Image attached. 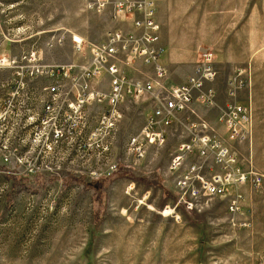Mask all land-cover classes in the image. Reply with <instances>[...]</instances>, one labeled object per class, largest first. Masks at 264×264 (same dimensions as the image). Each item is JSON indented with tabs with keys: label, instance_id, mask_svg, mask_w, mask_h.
Segmentation results:
<instances>
[{
	"label": "rangeland",
	"instance_id": "rangeland-1",
	"mask_svg": "<svg viewBox=\"0 0 264 264\" xmlns=\"http://www.w3.org/2000/svg\"><path fill=\"white\" fill-rule=\"evenodd\" d=\"M88 1L0 0V24L23 29L25 50L63 34L62 45L45 48L43 58L69 65L72 37L94 44L110 29L107 16L85 8ZM156 13L160 46L166 40L179 57L210 52L218 85L239 74L250 85L257 149L249 162L263 176L260 188L242 189L247 196L237 215L228 214L227 197L203 200L190 213L176 207L167 167L181 140L168 139L134 164L123 146L151 105L129 98L114 152L103 159L104 170L107 158L118 163L109 177L67 171L56 180L24 178L0 168V264H264V122L255 123L264 116V0H159ZM244 144L236 149L245 159Z\"/></svg>",
	"mask_w": 264,
	"mask_h": 264
},
{
	"label": "built area",
	"instance_id": "built-area-1",
	"mask_svg": "<svg viewBox=\"0 0 264 264\" xmlns=\"http://www.w3.org/2000/svg\"><path fill=\"white\" fill-rule=\"evenodd\" d=\"M157 1H88L87 10L109 12L119 25L94 44L72 37L75 59L69 65L46 64L43 58L45 48L62 45L63 34L50 36L43 48L25 50L23 29L0 24V168L24 178L52 174L56 180L67 171L109 177L118 163L107 158L104 170L103 159L114 152L121 107L130 98L151 106L123 154L135 164L168 139H180L167 167L175 206L190 213L203 200L227 197L228 214H240L247 196L242 189L256 191L263 180L236 149L252 135L250 110L234 101L236 91L247 85L241 74L228 80L229 101L216 124L192 111L193 119L183 117L194 99L218 107L217 92L205 88L217 71L212 53L204 51L194 75L179 86L166 84ZM127 69L138 77H129Z\"/></svg>",
	"mask_w": 264,
	"mask_h": 264
},
{
	"label": "crops",
	"instance_id": "crops-1",
	"mask_svg": "<svg viewBox=\"0 0 264 264\" xmlns=\"http://www.w3.org/2000/svg\"><path fill=\"white\" fill-rule=\"evenodd\" d=\"M159 0L157 1L156 4V9H157V5H158ZM99 15H105L107 16L110 21L109 24V30L117 27L119 25V23L113 21L111 19V15L109 12L103 13V14H99ZM128 25H130V23H128ZM127 28V26H126ZM108 30V31H109ZM106 31V32H108ZM105 32V33H106ZM104 33V34H105ZM103 34V35H104ZM160 41H161V36H160ZM166 42V43H165ZM164 50L163 55L160 59V63L161 66L167 71V85L168 86H179L181 84H183L188 77L194 75L195 73V68H196V64L198 62V57H192L191 55H183L182 57H179L177 54H175L173 51H171V49L167 46V41L164 40L163 42V46H161ZM135 66L138 67V63H135ZM145 68V67H143ZM128 70V69H127ZM186 71H190L188 75H186ZM128 72L130 73V70H128ZM129 77H138L137 75H134L133 73H130L128 75ZM227 82L228 79L226 81V84H224L222 87L220 85L217 84V78L215 79L214 82L212 83H207L205 85V88L207 89H214L217 92V105L218 107H208L205 106L201 103V101H199L198 99H194L190 106H189V110L185 111L182 116L186 117L187 119H193L194 116L191 114L190 111L194 112L197 116H201L206 118L208 121H210L213 124H216V120H217V116L220 112V109L222 107H224V105L227 103V101H229V99L226 96L227 93ZM250 87V85H247L245 87H242L240 89H238L236 91V95L234 98V101L237 102L239 105H242L246 108H248L250 110L251 113V119H252V125H253V104H252V92L250 94V92L247 91V89ZM244 91V92H243ZM244 96L245 99L241 100L240 97ZM250 97V101H247L246 98ZM150 113V111H148L145 115H144V119L145 117ZM264 117L263 115H260L258 118H256V122L257 124H262V122H264V119L262 118ZM253 127V126H252ZM219 130L221 132L224 133V130L221 126H219ZM253 132V130H252ZM263 139V138H262ZM243 145V144H242ZM244 145H247V150L249 149L248 153L246 152V154L244 155L245 159H249L248 161H250L252 163V156L253 154L256 155L255 147H254V153H253V142H252V135L250 138V141L245 143ZM263 144H261V154L264 155V150L262 148ZM252 159V160H251ZM253 164V163H252Z\"/></svg>",
	"mask_w": 264,
	"mask_h": 264
},
{
	"label": "trees",
	"instance_id": "trees-1",
	"mask_svg": "<svg viewBox=\"0 0 264 264\" xmlns=\"http://www.w3.org/2000/svg\"><path fill=\"white\" fill-rule=\"evenodd\" d=\"M50 180H54V179H50ZM75 182H78V180L76 179ZM65 185H67V182L65 183Z\"/></svg>",
	"mask_w": 264,
	"mask_h": 264
}]
</instances>
